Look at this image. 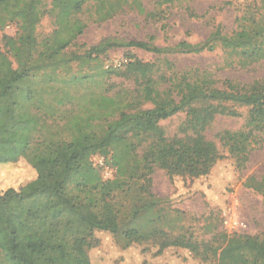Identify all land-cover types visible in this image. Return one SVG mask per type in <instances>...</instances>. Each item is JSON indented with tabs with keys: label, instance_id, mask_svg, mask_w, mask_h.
Masks as SVG:
<instances>
[{
	"label": "trees",
	"instance_id": "obj_1",
	"mask_svg": "<svg viewBox=\"0 0 264 264\" xmlns=\"http://www.w3.org/2000/svg\"><path fill=\"white\" fill-rule=\"evenodd\" d=\"M88 1L0 0V27H16L14 36L4 37L8 49L0 48V164L23 160L36 173L0 189V264H93L90 251L103 234L122 250L154 249V257L178 249L193 264H207L212 254L216 264H264V234L223 230L203 241L189 230L173 233L180 210L172 197L161 204L164 198L151 190L155 168L186 192L219 161H229L234 172L245 168L253 144L263 140L264 79L241 83L197 66L178 70L166 56L219 47L224 67L264 65V15L245 5L234 29L216 26L202 42L157 46L112 37L78 53L71 47L85 24L77 15ZM92 1L101 21L131 5L144 12L140 0ZM44 16L51 29L38 33ZM113 47H136L158 58L143 62L129 54L122 69L109 71L98 60ZM72 64L114 73L133 87L100 95L97 110L81 114L67 86L85 76L61 75ZM180 113L177 131L167 134L160 121ZM220 116L243 118V124L210 136ZM96 153L109 156L110 178L91 163ZM243 184L261 192L264 176H248Z\"/></svg>",
	"mask_w": 264,
	"mask_h": 264
},
{
	"label": "rangeland",
	"instance_id": "obj_2",
	"mask_svg": "<svg viewBox=\"0 0 264 264\" xmlns=\"http://www.w3.org/2000/svg\"><path fill=\"white\" fill-rule=\"evenodd\" d=\"M160 0H140L143 13L138 12L133 5L124 7L116 14L103 21L97 18L94 3L89 0L84 4L77 17L85 24L83 33L71 47L78 53L85 52L91 45L106 38H119L125 41L142 40L157 46H171L180 40L190 43L204 41L210 32L220 26L223 31L229 32L236 27V17L245 5L257 13L264 15V0H174L171 3H159ZM51 29L50 20L44 16L37 28L38 33H46ZM16 27L10 23L0 27V48L8 49L5 35L14 36ZM132 54L143 62L156 61L158 55L136 47H113L99 57L103 69L107 61L117 60L124 65ZM225 53L217 47L213 51L200 54H171L166 56L174 62L176 69L197 66L215 73L219 78H230L241 83H249L254 79H264V65L254 64L248 68L224 67ZM162 58V56H160ZM126 63V64H125ZM92 66L72 64L61 73L62 77H84L81 82L67 86L75 94L77 103L75 111L83 114L97 110L94 100L100 95L112 96L121 89L132 88L130 80L114 73L98 75ZM119 70V69H117ZM112 71V70H109ZM60 87L65 85L59 84ZM57 86V84H56ZM76 113H68V118ZM182 113L160 121L167 134L177 131L183 120ZM243 124V118L218 117L207 134L213 136L215 132L224 129H237ZM63 134V133H62ZM66 134V132H64ZM263 140L253 144L249 160L240 173L233 171V166L227 160L219 161L206 178L198 180L197 187L186 192V186L181 182L171 183L163 170L154 169L152 174L151 190L154 194L164 198L172 197L173 207L180 210L182 217L179 228L173 233L189 230L197 240L207 241L218 231H223L220 214L225 207L232 205L238 219L245 223L241 232L262 235L264 234V190L255 192L244 186L248 176L260 180L264 176V132ZM214 138V137H212ZM215 139V138H214ZM218 143V141L215 139ZM108 162L109 156L96 153L91 156V163L100 170L98 158ZM102 173V170H100ZM35 170L25 161L0 164V189L9 186L17 187L35 176ZM136 187H133L135 189ZM134 194V203L136 202ZM160 204V205H161ZM226 205V206H228ZM210 225H209V224ZM100 245L90 251L93 264H193L183 250L171 249L160 256H152L150 250L142 253L140 248L129 247L120 249L108 234H103ZM207 264H216L212 254Z\"/></svg>",
	"mask_w": 264,
	"mask_h": 264
},
{
	"label": "built area",
	"instance_id": "obj_3",
	"mask_svg": "<svg viewBox=\"0 0 264 264\" xmlns=\"http://www.w3.org/2000/svg\"><path fill=\"white\" fill-rule=\"evenodd\" d=\"M126 64V63H125ZM124 63H121L117 60L107 61L104 64V69L106 70H117L120 69ZM98 166L102 170V178L107 179L111 177L112 169L105 163L102 157L98 158ZM94 166V164H93ZM221 224L224 228V231L227 233H238L245 227V223L238 219L235 213V209L232 205L226 206L220 214Z\"/></svg>",
	"mask_w": 264,
	"mask_h": 264
}]
</instances>
